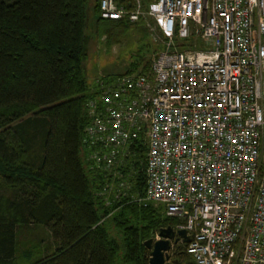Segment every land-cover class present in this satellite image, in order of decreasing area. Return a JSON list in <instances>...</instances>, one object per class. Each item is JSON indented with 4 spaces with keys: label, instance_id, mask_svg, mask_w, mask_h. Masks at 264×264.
<instances>
[{
    "label": "built area",
    "instance_id": "built-area-1",
    "mask_svg": "<svg viewBox=\"0 0 264 264\" xmlns=\"http://www.w3.org/2000/svg\"><path fill=\"white\" fill-rule=\"evenodd\" d=\"M97 16L146 23L162 49L148 75L97 82L91 167L142 146L137 202L184 233L164 264L178 245L192 264H264V0H98Z\"/></svg>",
    "mask_w": 264,
    "mask_h": 264
},
{
    "label": "trees",
    "instance_id": "trees-1",
    "mask_svg": "<svg viewBox=\"0 0 264 264\" xmlns=\"http://www.w3.org/2000/svg\"><path fill=\"white\" fill-rule=\"evenodd\" d=\"M97 2L0 0V264H148L143 242L176 223L160 206L137 202L142 146L132 161L91 167L82 139L96 94L85 75L89 41L147 30L142 21L99 19ZM161 49L157 41L154 53ZM149 63L137 58L100 80L146 76ZM27 228H42L49 243L18 258L16 235ZM172 262L192 264L182 245Z\"/></svg>",
    "mask_w": 264,
    "mask_h": 264
},
{
    "label": "rangeland",
    "instance_id": "rangeland-1",
    "mask_svg": "<svg viewBox=\"0 0 264 264\" xmlns=\"http://www.w3.org/2000/svg\"><path fill=\"white\" fill-rule=\"evenodd\" d=\"M136 29L115 30L110 36L95 33L90 39L84 64L89 92L94 90L98 79L121 73L124 66L135 59H151L155 54L157 37L154 28L148 27L144 33ZM48 243V235L42 228L20 229L16 235V257H22L25 252L39 253Z\"/></svg>",
    "mask_w": 264,
    "mask_h": 264
},
{
    "label": "water",
    "instance_id": "water-1",
    "mask_svg": "<svg viewBox=\"0 0 264 264\" xmlns=\"http://www.w3.org/2000/svg\"><path fill=\"white\" fill-rule=\"evenodd\" d=\"M178 237L184 238L183 231L174 233L172 228L165 227L159 229L153 238L144 241L143 246L149 251L148 264H164L168 259L167 252L177 243Z\"/></svg>",
    "mask_w": 264,
    "mask_h": 264
},
{
    "label": "crops",
    "instance_id": "crops-1",
    "mask_svg": "<svg viewBox=\"0 0 264 264\" xmlns=\"http://www.w3.org/2000/svg\"><path fill=\"white\" fill-rule=\"evenodd\" d=\"M100 79H101V78H100ZM100 79H98V81H100ZM98 81H95V84H96Z\"/></svg>",
    "mask_w": 264,
    "mask_h": 264
}]
</instances>
